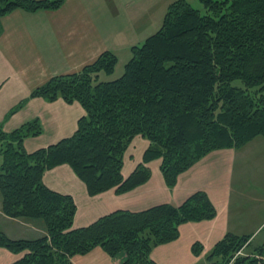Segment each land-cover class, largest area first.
Wrapping results in <instances>:
<instances>
[{
	"label": "trees",
	"instance_id": "obj_1",
	"mask_svg": "<svg viewBox=\"0 0 264 264\" xmlns=\"http://www.w3.org/2000/svg\"><path fill=\"white\" fill-rule=\"evenodd\" d=\"M63 2L0 0V18L14 10L54 11ZM199 2L202 10L185 0L172 2L160 29L131 48L119 78L101 80L117 63L104 53L79 72L52 77L32 92L31 98L83 108L71 137L27 153L23 141L40 135L37 120L10 133L0 130L2 212L41 220L46 230L34 240H10L0 232V248L22 254L11 264H73L74 256L95 248L109 257L123 253L122 264H156L152 249L175 241L181 225L215 218V208L199 191L178 206L119 210L74 229L72 198L42 183L45 171L68 165L89 196L111 189L124 194L146 183V165L161 159L164 182L172 189L178 176L208 153L264 138V0ZM136 136L149 146L142 164L124 179L123 156ZM249 238L226 234L206 263L263 264L264 244L251 247ZM201 251L199 244L192 246L194 255Z\"/></svg>",
	"mask_w": 264,
	"mask_h": 264
},
{
	"label": "crops",
	"instance_id": "obj_2",
	"mask_svg": "<svg viewBox=\"0 0 264 264\" xmlns=\"http://www.w3.org/2000/svg\"><path fill=\"white\" fill-rule=\"evenodd\" d=\"M174 1L64 0L54 11L14 10L1 17L0 130L10 133L37 120L41 132L24 139L27 153L71 137L85 114L83 108L76 102L67 104L61 99L47 102L31 98L32 92L52 77L79 72L104 53L113 54L117 59L115 67L122 63L124 70L131 58V48L140 46L160 29L167 8ZM148 146L149 142L140 136L131 141L123 156L124 179L142 164ZM260 147L264 148V138L257 137L240 149L212 151L180 174L172 189L164 182L161 159L146 165L150 170L146 183L124 194L111 189L89 196L85 184L68 165L45 171L42 183L49 190L72 198L76 206L74 229L87 227L119 210L137 213L162 204L178 206L192 194L204 192L216 210L215 218L181 225L178 238L154 247L150 258L156 264H207L208 253L228 233L250 237L251 247L264 244V240L257 241L264 230V184L255 187L250 184L243 189L239 180L234 181L236 163L247 165L246 155L251 159V149ZM259 162L264 166L262 158ZM2 163L0 152V166ZM0 232L10 240H34L46 235L41 220L4 215L1 194ZM194 244L202 249L197 256L192 253ZM21 257L22 254L0 248V264H11ZM124 260L123 253L109 257L95 248L86 255L74 256L72 263L122 264Z\"/></svg>",
	"mask_w": 264,
	"mask_h": 264
},
{
	"label": "rangeland",
	"instance_id": "obj_3",
	"mask_svg": "<svg viewBox=\"0 0 264 264\" xmlns=\"http://www.w3.org/2000/svg\"><path fill=\"white\" fill-rule=\"evenodd\" d=\"M187 1V0H186ZM194 9L202 10V6L199 2V0H190L187 1ZM123 72V65L119 64L117 67H115L114 72L111 75H101V80L109 81V80H115L119 78L122 75ZM252 150V158L249 159V156L246 155L244 160H247V165L242 164L240 161L236 163L234 166V181L237 182V180L240 181L242 188L248 187V185L256 186L255 184H264V166L260 165L262 164L259 162V160L262 158L264 163V148L261 149H251ZM237 186V185H236ZM244 186V187H243ZM238 189V186L235 187V190ZM246 191V189H245ZM251 209V208H250ZM264 240V230L261 232V234L258 236V240ZM257 245V242L254 243V245ZM249 251H245V253H248Z\"/></svg>",
	"mask_w": 264,
	"mask_h": 264
},
{
	"label": "built area",
	"instance_id": "obj_4",
	"mask_svg": "<svg viewBox=\"0 0 264 264\" xmlns=\"http://www.w3.org/2000/svg\"><path fill=\"white\" fill-rule=\"evenodd\" d=\"M241 253H238L237 255H240Z\"/></svg>",
	"mask_w": 264,
	"mask_h": 264
}]
</instances>
